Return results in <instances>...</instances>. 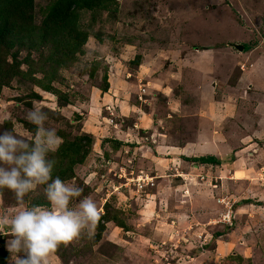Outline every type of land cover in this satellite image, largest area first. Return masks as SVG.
<instances>
[{
    "label": "rangeland",
    "instance_id": "obj_1",
    "mask_svg": "<svg viewBox=\"0 0 264 264\" xmlns=\"http://www.w3.org/2000/svg\"><path fill=\"white\" fill-rule=\"evenodd\" d=\"M34 1L39 22L53 0ZM78 23L89 34L83 53L53 83L67 104L60 106L55 95L15 79L0 91V127L8 121L12 133L32 141L39 164L59 149L58 132L93 138L75 179L55 185L52 195L48 165L38 164L28 174L26 165L10 162L7 148L12 146L0 143L5 264H264V194L250 195V189L239 187L233 190L235 201L216 198L220 207L201 220L189 210L176 217L181 210L173 206L148 210L136 200L145 181L135 175L151 165L134 149L151 136L131 135L134 148L126 154L112 140L141 117L154 131H170L164 143L190 145L196 130L208 128L201 123L212 113V101L230 147L255 144L250 153L264 158V0H116L108 10L81 11ZM205 89H213L212 96L202 102ZM30 90L40 100L27 109L23 99ZM163 147L156 149L158 158L171 152ZM113 159L117 162L111 165ZM260 174L255 175L264 180V171ZM80 185L86 194L76 200L72 194ZM36 196L49 205L31 208ZM259 197L263 202L256 201ZM236 199L244 208L235 207ZM106 201L119 210L124 230L112 222L102 229L96 225ZM228 214L230 225L222 218ZM219 232L225 233L212 238ZM58 234L62 259L52 248Z\"/></svg>",
    "mask_w": 264,
    "mask_h": 264
},
{
    "label": "trees",
    "instance_id": "obj_2",
    "mask_svg": "<svg viewBox=\"0 0 264 264\" xmlns=\"http://www.w3.org/2000/svg\"><path fill=\"white\" fill-rule=\"evenodd\" d=\"M114 4L116 0H53L41 20L36 22L34 0H0V91L3 87L10 86L15 79L21 84L34 83L42 91L55 95L60 106L67 104V96L56 89L53 83L60 78V71L73 66L83 53L89 34L80 28L79 14L81 11L108 10ZM107 88L105 86L101 91L106 92ZM23 100H26L24 106L32 109L33 102L40 100V96L30 90ZM10 128L8 121L0 127V143L12 146L7 148L10 162L26 165L28 174L34 173L39 161L33 151L32 141L15 135ZM29 131L34 134L36 126ZM57 136L62 139L59 149L50 152L48 159L45 158L40 163L48 165L45 166V174L52 178L47 182L50 195L54 193L55 185L75 179V168L84 162L93 143L92 136L84 133L80 138H72V134L67 131L58 132ZM83 140H86V145L82 143ZM188 160L200 165L219 164L213 156ZM41 183L45 184L43 181ZM85 189L84 185H80L72 198L82 199V194H86ZM30 204L31 208H38L48 206L49 202L43 196H36ZM102 208L103 214L95 222L98 227L102 229L103 223L112 222L116 227L125 229L123 220L118 218L119 210L114 209L108 201ZM229 230L230 228L226 231ZM224 233H216L212 238H218ZM57 237L60 235L55 237L52 248L62 259V246L58 245L60 240ZM7 255L6 251L0 249V264L6 263Z\"/></svg>",
    "mask_w": 264,
    "mask_h": 264
},
{
    "label": "crops",
    "instance_id": "obj_3",
    "mask_svg": "<svg viewBox=\"0 0 264 264\" xmlns=\"http://www.w3.org/2000/svg\"><path fill=\"white\" fill-rule=\"evenodd\" d=\"M212 91L213 89L202 90L201 95L202 99H204L202 102L210 100ZM204 104L206 105L207 103L204 102ZM208 105L212 113H204L208 115L209 120L205 116L201 123L202 127L208 126V128L204 127V129L199 128L198 131L196 130V134L190 145H180L176 142L171 143L168 141L166 142L167 144L164 143L165 138L163 137L166 134H170V131L163 130L164 128L154 131V125L150 124L151 126H149L148 122H140L143 121L141 117L139 122L134 123L130 131L125 130L123 132L119 129L115 137L112 138L116 150L118 149V152H120L124 149L123 151L126 154L127 149L131 151L134 148L132 145L134 141L130 139L131 135L139 138L145 137L146 139L148 135L151 136V141H145L143 143L144 145L139 147L141 148L140 150L134 149L135 151H139L134 153L138 154V156L144 155L147 161L146 163L151 165L148 167L145 166L147 168L143 167L135 175L137 178L142 179V181L144 179L145 181L144 185L140 186V188L144 187L142 191H138L137 188L136 200L139 202L140 199L142 204L144 203L146 207H149L148 210L152 208L158 210L159 207H165V210L167 209L168 211V207L173 206L175 209L181 210V212L176 213V217L183 216L184 212L189 210L194 220H201L206 217L204 216L206 213L214 212V210L220 207L214 203L216 198L230 197L234 200L233 190H238L239 187L250 189V195L258 194L260 196L264 194V180H260L255 175L259 174L261 176L260 172L264 171V158H261L262 156H259V152L257 151L250 153V150L255 147V144L233 150V147H230V142L225 136L226 134L220 131L222 128H220L219 118L213 112L214 107L212 106V101ZM149 131L153 133L151 134ZM159 135H162L161 138L158 137ZM139 142L137 141L136 145ZM160 146H164V151H166V148H170L169 151L171 152L169 154L171 155L167 154L166 158H158L156 156L158 154L156 149ZM206 155L216 158L219 164L200 165L188 160ZM135 159L133 163L136 161ZM138 159L140 160V158ZM115 162L117 160L113 159L109 163L114 165ZM119 168L120 170H125L120 164ZM139 174L142 176H139ZM155 182L159 186L153 190L150 186ZM160 184L164 186H160ZM257 190H259L258 193ZM152 196L154 199L158 197V200L152 202ZM249 199L253 200L254 198L250 196ZM241 200L239 199L237 201L236 199L237 202H235L237 203L235 207H238V210L244 208L243 203L240 202ZM256 201L263 202L260 197ZM172 214L173 211H171ZM176 217L172 216L174 219Z\"/></svg>",
    "mask_w": 264,
    "mask_h": 264
},
{
    "label": "built area",
    "instance_id": "obj_4",
    "mask_svg": "<svg viewBox=\"0 0 264 264\" xmlns=\"http://www.w3.org/2000/svg\"><path fill=\"white\" fill-rule=\"evenodd\" d=\"M229 216L230 215L228 214V218H225V216L222 215L223 221H225L224 223H227L228 225H230V222H231V219H229Z\"/></svg>",
    "mask_w": 264,
    "mask_h": 264
},
{
    "label": "water",
    "instance_id": "obj_5",
    "mask_svg": "<svg viewBox=\"0 0 264 264\" xmlns=\"http://www.w3.org/2000/svg\"><path fill=\"white\" fill-rule=\"evenodd\" d=\"M234 48H235L236 50H241V49H242V46L234 45Z\"/></svg>",
    "mask_w": 264,
    "mask_h": 264
}]
</instances>
